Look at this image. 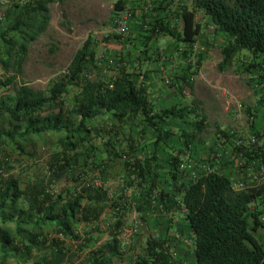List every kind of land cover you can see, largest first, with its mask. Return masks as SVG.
Returning <instances> with one entry per match:
<instances>
[{
	"label": "trees",
	"instance_id": "16d2710c",
	"mask_svg": "<svg viewBox=\"0 0 264 264\" xmlns=\"http://www.w3.org/2000/svg\"><path fill=\"white\" fill-rule=\"evenodd\" d=\"M5 1L8 21L0 28V69L15 73L0 77V152L5 156L6 150L27 164H33L38 145H48L51 152L42 174L34 169L19 178L8 173L12 166L7 158H0V264H74L76 256H81L76 264H181L173 254L169 227L163 236L145 235L130 261H121L120 214L137 201L124 190L127 196L113 197L104 187L119 164L122 180L141 203L155 202L162 212L184 208L194 264H264V180L233 189V176L214 168L218 154L199 157L196 143L206 116L198 102L160 106L149 81V60L161 59L152 50L153 42L165 36L178 44L176 56L185 63L181 72H170L174 80L169 86L180 92L193 89L192 76L204 60L201 51L192 52L201 33L195 21L200 12L212 25V35L221 40L218 70L234 66L240 73L259 71L264 86V0H186L177 11L170 8L171 0H144L130 8L126 0H115L112 27L122 13L128 28L130 21L137 26L138 56L120 57L116 71L108 75L96 64L97 39L89 32L66 69L44 89L16 83V74L30 44L50 23L49 5L65 0ZM112 34L125 42L126 34ZM103 40L108 42V35ZM92 68L95 78L89 77ZM248 114L255 116L249 109ZM172 121L186 126L174 139L164 127ZM249 129L257 136L261 132L251 119ZM239 136L216 128L210 152L218 153L219 145L230 143L237 165L263 162L262 146L238 144ZM182 162L198 167L197 174L190 176L180 168ZM64 178L73 185H57ZM108 209L116 214L109 238L100 241L102 231L92 223Z\"/></svg>",
	"mask_w": 264,
	"mask_h": 264
},
{
	"label": "rangeland",
	"instance_id": "374dc122",
	"mask_svg": "<svg viewBox=\"0 0 264 264\" xmlns=\"http://www.w3.org/2000/svg\"><path fill=\"white\" fill-rule=\"evenodd\" d=\"M114 1L65 0L60 3H51L49 5L50 23L45 32L30 44L21 72L16 74V83L25 82L34 89H44L52 77L66 69L75 50L89 32L93 33L97 39L95 51L98 60L96 64L105 70L108 75L116 71L114 67L120 57L127 60L138 56L140 47L139 40L136 38L138 34L135 24H131L130 21L128 32L123 37L126 39L125 42L117 40L112 34L111 13ZM142 1L144 0H126L125 5L130 8ZM185 1L171 0L170 8L172 11H177L179 6ZM188 1L187 3H189ZM149 2L156 3L157 0H149ZM7 6L8 3L5 0H0V28L8 21L5 17ZM129 11L131 10L129 9ZM195 21L200 23L201 33L196 38L192 52L201 51L204 60L195 69V73L192 76L193 89L189 90L185 87V90L180 92L177 88L169 86V81L172 78V73L170 72L173 69L181 72L185 63L183 60V63L179 62V65L182 64L180 67L174 61L178 60L176 56L178 44H172L165 36L161 37L158 43L153 42L152 50H155L156 54L159 55L158 57H161V62L160 64L149 63V81L156 84V86L151 87V90L157 88L161 91L158 94L159 96H155L156 102L160 106H166L174 102L188 103L191 99H195L198 102V107L202 109L206 116V126L200 132L196 143L200 154L198 155L201 159H204L208 153H211V145L215 141L216 128L234 133L236 136L243 135L245 132L251 131L249 129V120L251 119L255 130L264 132V118L262 116V111L264 110V86L260 85L259 71H254L250 75L245 72L240 73L234 69V66H227L223 72L219 71L217 63L222 58L219 48L221 40L212 35V25L200 12L196 13ZM177 23L179 28H181V19H178ZM106 35H108V42L105 43L103 38ZM168 41L171 42L172 46L166 45ZM173 50L175 54H172ZM195 59L196 57L193 56L190 61ZM186 62V65H188V60ZM128 66L131 68V65L128 64ZM14 73L12 68L6 73L0 69V77L10 76ZM96 73V69L92 68L89 77L95 78ZM172 80L174 79L172 78ZM248 109L255 114L254 117L248 114ZM164 127L169 131V137L172 139L179 135L182 129L186 128V126L174 121L165 122ZM171 138L168 139V144L171 143ZM95 143L100 144L99 139L95 140ZM161 145L165 147L164 143ZM224 148L227 150L225 151ZM50 152L51 149L48 145H44V147L38 145L35 158L32 160L33 164H30V162L27 164L23 159L17 160L18 157H10L6 150L5 156H2V152H0V158H4L3 160L7 158L8 165L12 166L8 173L19 178L31 174L34 169L38 174H42L45 160ZM218 155L219 159L213 162V165L223 167L226 170L230 168L233 173H230V177L233 176L235 174L233 168L237 167L238 160L234 161L232 158L230 143L223 147L219 145ZM119 167L120 164L116 165V170L112 172L108 181L104 184V187L108 189L109 194L113 195V197H116L117 193L124 194L125 190L129 188L119 174L121 173ZM193 170L197 173L199 169L197 167ZM25 172L27 173L25 174ZM262 181L263 179L259 183ZM96 182H99V180ZM73 183L72 180L64 178L58 181L57 185L71 187ZM135 196L131 190V194L127 197L131 201H137V203L128 205L123 210V214H120L122 215L123 223L117 238L120 241L121 261L125 263L130 261L140 247L145 235L156 234L163 236L165 229L169 227L167 230L171 235L170 244L176 260H179L181 264H194L192 234L187 229L183 218L179 216L172 219L163 218L164 216L161 214L163 212L155 202L149 203V205L143 204ZM113 213L116 214V211L108 209L92 223L97 225L102 231L100 241H106L109 238L107 232L110 224L114 222ZM80 258L81 256H76L73 259L74 264L78 263ZM7 264H17V262L9 260Z\"/></svg>",
	"mask_w": 264,
	"mask_h": 264
},
{
	"label": "built area",
	"instance_id": "2783aa9c",
	"mask_svg": "<svg viewBox=\"0 0 264 264\" xmlns=\"http://www.w3.org/2000/svg\"><path fill=\"white\" fill-rule=\"evenodd\" d=\"M128 31L127 21L125 14H120L117 18H115V26L112 28V32L124 36ZM233 98V97H232ZM232 100V99H231ZM238 144H245V145H255V146H262L264 149V132H260L255 135L252 132H245V134L240 135L237 139ZM218 153L211 152L210 158H214ZM240 162L238 163L236 169L239 177L235 178L232 188L235 190L241 189H248L250 187H254L256 184L259 183L261 179L264 180V161L263 162H256L254 167L246 165ZM180 168H185L188 170L190 176L194 177L197 173L193 170V166L190 163L182 162L180 164ZM125 193L128 196L131 194V188H127Z\"/></svg>",
	"mask_w": 264,
	"mask_h": 264
},
{
	"label": "crops",
	"instance_id": "0c3cea01",
	"mask_svg": "<svg viewBox=\"0 0 264 264\" xmlns=\"http://www.w3.org/2000/svg\"><path fill=\"white\" fill-rule=\"evenodd\" d=\"M174 60V59H173ZM175 62H177V65H179L178 63L180 62V61H178V60H174ZM152 62H155V63H157V64H160V62H161V59L160 60H155V61H152V60H149V63H152ZM180 67H181V65H179ZM154 78V77H153ZM153 86H156V84L155 83H153V82H151V87H153ZM152 92L154 93L153 95H155V96H159L158 94L161 92L160 91V89H157V88H154V89H152ZM164 93L166 92V91H163ZM167 93V92H166ZM214 168H216L220 173H223V171H224V173H228V175L231 173V174H233L232 173V171H231V169L230 168H228V170H226L225 168H223V167H220V166H214ZM233 170H235V174L233 175V178L235 179V178H237V177H239V174L237 173V170L238 169H236V168H233ZM166 188H167V186H166ZM167 197V196H166ZM168 197H170V196H168ZM260 206H261V208H263L264 209V202H262L261 204H260ZM184 213H185V211H184V208L183 207H181L179 210H178V212L176 211H174V210H168V211H164L163 213H161L162 214V216H164L163 218H170V219H172L173 217H176V216H179V217H183L184 218ZM165 219V220H166Z\"/></svg>",
	"mask_w": 264,
	"mask_h": 264
}]
</instances>
